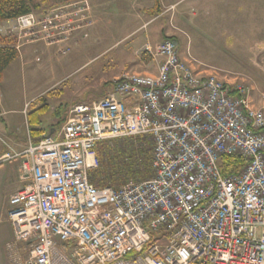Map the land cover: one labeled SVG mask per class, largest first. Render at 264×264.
Returning a JSON list of instances; mask_svg holds the SVG:
<instances>
[{
	"label": "built area",
	"instance_id": "2783aa9c",
	"mask_svg": "<svg viewBox=\"0 0 264 264\" xmlns=\"http://www.w3.org/2000/svg\"><path fill=\"white\" fill-rule=\"evenodd\" d=\"M88 12L87 1L58 6L15 29L23 44L57 46L92 25ZM144 53L156 72L122 74L60 130L0 156L21 159L9 264H264V93L257 105L245 83L196 70L173 39ZM129 137L152 141L153 176L96 187L98 144ZM229 155L246 165L225 176Z\"/></svg>",
	"mask_w": 264,
	"mask_h": 264
},
{
	"label": "rangeland",
	"instance_id": "374dc122",
	"mask_svg": "<svg viewBox=\"0 0 264 264\" xmlns=\"http://www.w3.org/2000/svg\"><path fill=\"white\" fill-rule=\"evenodd\" d=\"M81 1L88 2L92 25L76 30L68 41L57 46L41 41L23 44L19 30L15 29L16 19L0 23V35L14 39L15 46L19 45L21 51L20 57L7 68L0 80V98L4 100V105L0 103V147L4 149L0 154L7 150L4 146L11 137L29 133V116L41 121V125L33 124L34 128L44 126L48 133L55 125L53 129L58 131L66 122L58 124L63 114L67 112L69 117L75 105L104 97L110 91L112 77L126 72H156L159 58L151 56L150 61L141 58L145 54V45L141 44L149 39H146L148 33L153 38L146 45H151L154 50L165 39H173L186 63L200 72L216 74L225 81L245 83L253 89V101L262 104L264 30L258 25L259 0H164L165 4L160 7L161 11L164 10L163 15L155 17L157 14L153 16L146 12L145 17L150 21L142 32L133 37L129 35L108 51L107 47L115 42L107 40L105 34L113 31L106 33L108 25L98 21L94 11L92 15L91 0H34L39 8L33 14L42 17L58 6ZM242 8L249 12L244 14ZM231 20L234 22L229 24ZM133 22V18L126 16L117 20L118 37L131 33L140 24ZM161 31L164 32L162 35ZM36 44L38 46L32 47L31 51L23 49L24 45ZM139 45L141 47L137 49ZM43 108L45 110L40 111ZM58 111L61 112L60 118ZM106 144V163H113L117 169L125 157L135 161L138 158V163L141 162L146 151L148 163L152 165V141L148 137L120 138ZM17 165L18 160L0 164V179L6 181L5 187L1 188L2 194H5L4 190L21 185ZM99 166L98 162L96 169ZM146 169L149 171L151 167H144L142 171ZM149 178L145 176L133 181ZM128 182L132 180L111 187L117 189Z\"/></svg>",
	"mask_w": 264,
	"mask_h": 264
},
{
	"label": "crops",
	"instance_id": "0c3cea01",
	"mask_svg": "<svg viewBox=\"0 0 264 264\" xmlns=\"http://www.w3.org/2000/svg\"><path fill=\"white\" fill-rule=\"evenodd\" d=\"M164 4H165V1L160 0V5L162 6ZM258 6H259L257 8L258 25L260 27V30H264V27H263L264 26V0H259ZM90 8L92 9V15L94 16L95 14L98 21H100L103 25H108L106 27L108 29L105 32L110 33L113 31L111 34H105V38L107 40L111 42L113 41L115 42L114 45L110 46V48L107 47L106 51L110 50L111 47L118 46L119 43L122 41V39H127L129 35L133 37V36L138 35L140 32H142L146 24L150 21V20H147L145 17L146 12L154 13L155 11H160V12H157L159 13L157 14V16L153 14V16L155 17H159L160 15L164 14V10L161 11V9H159V7L156 6V0H145V1H142V0L141 1L139 0H91ZM93 11H94V14H93ZM241 11L244 14L246 12H249V11H246V9L244 10V8H242ZM125 16L128 17V19L133 18L134 22L132 24H135V23H140V24L136 28L134 27L131 33L126 34L125 36H122V37H118L116 33V30H117L116 27L118 28L117 20H120L124 18ZM233 22L234 21L231 20L229 24H232ZM242 23L244 24L245 22L243 21ZM164 32L165 34H167V30ZM164 32L161 31L160 35H162ZM152 38H153V35L151 33H148L147 38H146L148 39L147 42H143L144 44L142 43L141 45L144 46L148 42L151 43L150 41L152 40ZM99 39H102V36H99ZM262 41H263L262 47H264V39ZM141 45H139L137 49H139ZM36 46H38V44L31 45V46L24 45L23 49L24 51L26 50L31 51L32 47H36ZM18 51H19V54L21 55V51L19 49ZM141 58L144 59V61H150L152 59L151 56L147 53L143 54ZM112 78L114 80L117 77H112ZM0 103L4 105V100L1 98H0ZM38 125H41V123ZM43 127H39V128L44 129ZM52 132L55 133V130L53 129ZM29 133L20 134V135L16 134L15 136L11 137L10 141L6 142L7 146H4V148H6L7 150L1 153L0 156H2L5 153H9V151L21 152L24 149H26L29 138L31 137ZM45 135L46 133H42L40 135L41 136L40 138H43ZM1 150L2 151L4 150L2 146L0 147V151ZM14 160H18L17 170L19 173V178L21 180V177H20L21 176L20 175L21 159H14ZM5 185H6V181H4V179H0V264H9V260L7 257V251H6V244L9 241H11L13 237V229L8 219L9 198L12 194L17 192L23 186V184L21 183V185L17 186L14 189L12 188L9 190H4L5 194H2L3 189L1 188H4Z\"/></svg>",
	"mask_w": 264,
	"mask_h": 264
},
{
	"label": "trees",
	"instance_id": "16d2710c",
	"mask_svg": "<svg viewBox=\"0 0 264 264\" xmlns=\"http://www.w3.org/2000/svg\"><path fill=\"white\" fill-rule=\"evenodd\" d=\"M156 6L160 9V0H156ZM39 8L37 3H34V0H0V23L17 19L21 16L28 15L34 12L35 9ZM156 13L152 14H158ZM19 51L15 46V40L8 36L0 35V80L3 78V75L7 68L19 57ZM111 88L112 82L109 83ZM45 109H41L40 111H44ZM61 112L58 111V117L60 118ZM68 114L65 112L63 114V118L59 120L58 124H62L64 121H67ZM40 120L36 117L32 119L30 116L28 117L29 124V132L30 136L34 141H39L42 133H46L45 129L34 128L35 125L40 124ZM65 124V123H64ZM55 126V125H54ZM52 126L53 128H55ZM51 128L46 135L51 134L53 131ZM110 141H103L97 146V157L99 162L98 169H94L90 173L91 182L98 188H103L106 186H115L126 182L133 181L135 179H139L140 177L144 178L147 176H153L152 165L148 163V155L147 151L143 153L145 157H143L142 161L138 163V158L135 160L128 159L125 157L123 162H120L118 165L119 169L116 168L113 163H106V155L108 149V144ZM105 147V148H104ZM144 152V151H142ZM111 161V160H110ZM246 165V160L239 155H229L223 156L220 161V170L223 175H229L234 173H240L242 169ZM146 167H151V170L142 171V169ZM142 168V169H140Z\"/></svg>",
	"mask_w": 264,
	"mask_h": 264
},
{
	"label": "water",
	"instance_id": "95a60500",
	"mask_svg": "<svg viewBox=\"0 0 264 264\" xmlns=\"http://www.w3.org/2000/svg\"><path fill=\"white\" fill-rule=\"evenodd\" d=\"M1 113H2V111H1V108H0V115H1ZM52 133H53V132H51V134H50V135H52Z\"/></svg>",
	"mask_w": 264,
	"mask_h": 264
}]
</instances>
